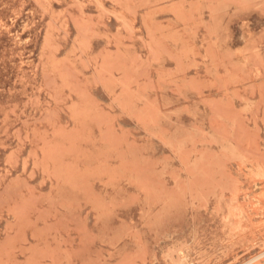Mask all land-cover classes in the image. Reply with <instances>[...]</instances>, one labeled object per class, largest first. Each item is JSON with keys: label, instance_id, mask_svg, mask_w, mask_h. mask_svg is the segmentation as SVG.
Returning a JSON list of instances; mask_svg holds the SVG:
<instances>
[{"label": "rangeland", "instance_id": "rangeland-1", "mask_svg": "<svg viewBox=\"0 0 264 264\" xmlns=\"http://www.w3.org/2000/svg\"><path fill=\"white\" fill-rule=\"evenodd\" d=\"M263 201L264 0H0V264H264Z\"/></svg>", "mask_w": 264, "mask_h": 264}, {"label": "bare ground", "instance_id": "bare-ground-1", "mask_svg": "<svg viewBox=\"0 0 264 264\" xmlns=\"http://www.w3.org/2000/svg\"><path fill=\"white\" fill-rule=\"evenodd\" d=\"M263 180V179H262ZM263 197V196H262ZM264 202V201H263ZM239 221V220H238ZM260 225V224H259ZM264 243V242H263ZM262 255H264V253H262V254H260V256H262ZM259 257V256H258ZM258 257H255V258H253L252 260H254V259H257ZM247 264V263H246Z\"/></svg>", "mask_w": 264, "mask_h": 264}]
</instances>
